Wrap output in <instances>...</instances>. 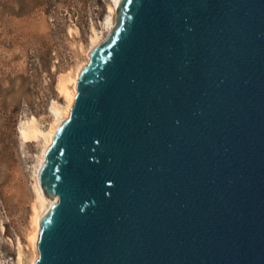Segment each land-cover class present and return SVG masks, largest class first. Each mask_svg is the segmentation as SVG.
<instances>
[{
	"label": "water",
	"instance_id": "95a60500",
	"mask_svg": "<svg viewBox=\"0 0 264 264\" xmlns=\"http://www.w3.org/2000/svg\"><path fill=\"white\" fill-rule=\"evenodd\" d=\"M37 183L33 264H264V0H118Z\"/></svg>",
	"mask_w": 264,
	"mask_h": 264
},
{
	"label": "rangeland",
	"instance_id": "374dc122",
	"mask_svg": "<svg viewBox=\"0 0 264 264\" xmlns=\"http://www.w3.org/2000/svg\"><path fill=\"white\" fill-rule=\"evenodd\" d=\"M113 7L114 0H0V264H31L36 253L29 238L43 142H23L18 128L31 118L42 130L53 124L52 107L66 105L59 78L88 62L93 31L106 39Z\"/></svg>",
	"mask_w": 264,
	"mask_h": 264
},
{
	"label": "bare ground",
	"instance_id": "6f19581e",
	"mask_svg": "<svg viewBox=\"0 0 264 264\" xmlns=\"http://www.w3.org/2000/svg\"><path fill=\"white\" fill-rule=\"evenodd\" d=\"M117 1L118 0H114V7L110 8V10H109L111 15L113 16V18L110 21H108L109 32L114 27V16H115V9L114 8H115ZM100 43L101 42H99L98 35L95 33V31H93V37L91 38V47L89 49V52L95 46H97ZM88 54H87V58L89 60ZM85 64H87V63L85 62L81 66H83ZM80 67L76 70L73 77L67 76V77L59 78V80L57 82L56 89H57L59 96L65 100L66 105L64 108H60L57 105H54L52 107V114L54 116V122H53V124L50 125L49 129L42 130L38 126L37 121L34 118H31L28 121L20 124V126L18 128V132H17L18 136L25 143L32 142V141H35L38 139H42L43 144H42V149H41V155L38 159V165L36 168L37 169L36 170V177H37V173H38L40 165L44 162V153L46 151V148L48 146H50V144H51V138H52V135H53L55 129L68 116L73 98L76 94L75 81L77 80V74L79 72ZM68 85H71L72 88L69 89ZM37 199H38V202L40 205V210L38 211L35 208L33 209V217L31 220L33 230H32V233L30 235V238H29L33 247H34L35 239L37 237V232H38V226H37L38 220L49 210V208L52 206V204L56 202V197L45 199L44 196L42 195L41 191H40V188H37ZM34 256H35L34 260L32 261L31 264H33L35 262V260L37 258V254L35 253Z\"/></svg>",
	"mask_w": 264,
	"mask_h": 264
}]
</instances>
